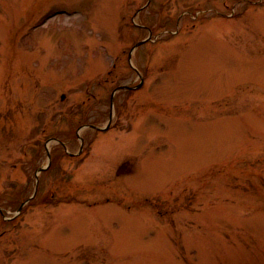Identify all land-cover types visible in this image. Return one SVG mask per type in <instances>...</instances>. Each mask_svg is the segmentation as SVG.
<instances>
[{
    "label": "rangeland",
    "instance_id": "374dc122",
    "mask_svg": "<svg viewBox=\"0 0 264 264\" xmlns=\"http://www.w3.org/2000/svg\"><path fill=\"white\" fill-rule=\"evenodd\" d=\"M236 1L0 0V203L51 153L0 264H264V2Z\"/></svg>",
    "mask_w": 264,
    "mask_h": 264
},
{
    "label": "flooded vegetation",
    "instance_id": "af4514ba",
    "mask_svg": "<svg viewBox=\"0 0 264 264\" xmlns=\"http://www.w3.org/2000/svg\"><path fill=\"white\" fill-rule=\"evenodd\" d=\"M229 1H232V0H229ZM254 1L255 0H240V1L237 0L236 1L237 3L238 2H243L242 3V6L241 5L238 6V9L237 10L235 9L234 4L233 5L231 4L230 6L227 5L225 7L226 8L225 9L226 12L224 14L225 15V18H228V19H231V20H233V19H241V15L242 14H244V13H245V15L248 14V13L245 12L246 9H247V7H248L246 2H253L254 3ZM259 1H261L260 3L264 2V0H259ZM196 11H197V9H196ZM214 11L217 12L218 9H215ZM139 12H141V10H136V13H139ZM54 197H56L55 196V193L53 191H50L49 196H43L42 195L40 197V199L38 201V205H40L41 203H43L45 199H52ZM62 198H63L62 200H64V201H68V199H69L68 197H65V198L62 197ZM21 202L22 201H20L19 203H17L16 206H15V208L12 207L13 210L12 209L8 210L6 208L7 206H9V207L10 206H13L12 202L11 203H0V240L1 241H4V239H5L4 237L6 235H8L10 233L11 229H12V228L10 229L9 227L3 228L4 223H10V222H12L21 213L22 208H21L20 211L16 212V210L18 209V207L21 204ZM63 203H66V202H63ZM11 246H13V245H11ZM12 248L13 247H11V249ZM20 260H21V258L18 257L17 258V262H15V260H14L12 263H14V264H17L18 263L19 264Z\"/></svg>",
    "mask_w": 264,
    "mask_h": 264
},
{
    "label": "water",
    "instance_id": "95a60500",
    "mask_svg": "<svg viewBox=\"0 0 264 264\" xmlns=\"http://www.w3.org/2000/svg\"><path fill=\"white\" fill-rule=\"evenodd\" d=\"M143 41H144V40L137 42L136 45L142 43ZM137 86H138V85H137ZM122 87H127V86L123 85V86H119L118 88H122ZM115 90H116V89H115ZM115 90H114V91H115ZM113 93H114V92H113ZM62 97H63V95H62ZM112 105H113V103H112V99H111V107H112ZM80 139H82V138L80 137ZM47 155H48V157L50 156L49 151H47ZM46 167H47V165H46V166H41V167H39V168L37 169V171H41V170L45 169ZM36 174H37V173H36Z\"/></svg>",
    "mask_w": 264,
    "mask_h": 264
},
{
    "label": "trees",
    "instance_id": "16d2710c",
    "mask_svg": "<svg viewBox=\"0 0 264 264\" xmlns=\"http://www.w3.org/2000/svg\"><path fill=\"white\" fill-rule=\"evenodd\" d=\"M57 159H58V156L55 155L54 158H53V161H52V162H53L54 164H56Z\"/></svg>",
    "mask_w": 264,
    "mask_h": 264
}]
</instances>
